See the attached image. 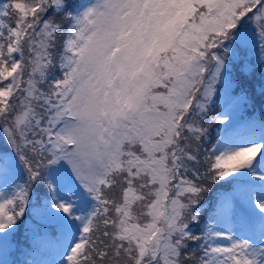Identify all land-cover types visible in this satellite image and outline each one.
Masks as SVG:
<instances>
[{
    "label": "snow or ice",
    "instance_id": "snow-or-ice-1",
    "mask_svg": "<svg viewBox=\"0 0 264 264\" xmlns=\"http://www.w3.org/2000/svg\"><path fill=\"white\" fill-rule=\"evenodd\" d=\"M0 264H264V0H0Z\"/></svg>",
    "mask_w": 264,
    "mask_h": 264
},
{
    "label": "rangeland",
    "instance_id": "rangeland-1",
    "mask_svg": "<svg viewBox=\"0 0 264 264\" xmlns=\"http://www.w3.org/2000/svg\"><path fill=\"white\" fill-rule=\"evenodd\" d=\"M238 116H239V114L237 115V117ZM255 130L258 132V128ZM251 131H253V129L248 127L245 123L238 124L237 128L235 129L236 134L241 135V136L248 135ZM32 258H33V256L31 257V259ZM37 258H40V257H37Z\"/></svg>",
    "mask_w": 264,
    "mask_h": 264
},
{
    "label": "trees",
    "instance_id": "trees-1",
    "mask_svg": "<svg viewBox=\"0 0 264 264\" xmlns=\"http://www.w3.org/2000/svg\"><path fill=\"white\" fill-rule=\"evenodd\" d=\"M255 115L261 117V112H260L259 107H257L256 112H255ZM211 196H212V194H209L208 199H209ZM23 232H24V226H23V228H21L20 231L18 232V233H20V235H22V236H20V238H23ZM18 233H17V235H18Z\"/></svg>",
    "mask_w": 264,
    "mask_h": 264
}]
</instances>
